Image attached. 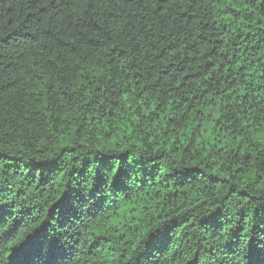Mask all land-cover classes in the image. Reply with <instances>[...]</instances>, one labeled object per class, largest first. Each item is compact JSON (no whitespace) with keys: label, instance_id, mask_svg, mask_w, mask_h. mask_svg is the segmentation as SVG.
Listing matches in <instances>:
<instances>
[{"label":"trees","instance_id":"1","mask_svg":"<svg viewBox=\"0 0 264 264\" xmlns=\"http://www.w3.org/2000/svg\"><path fill=\"white\" fill-rule=\"evenodd\" d=\"M0 264H264V0H0Z\"/></svg>","mask_w":264,"mask_h":264}]
</instances>
